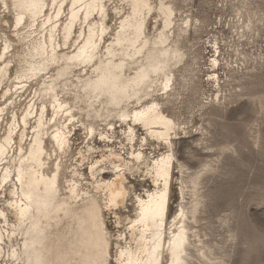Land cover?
Wrapping results in <instances>:
<instances>
[{"label":"rangeland","instance_id":"obj_1","mask_svg":"<svg viewBox=\"0 0 264 264\" xmlns=\"http://www.w3.org/2000/svg\"><path fill=\"white\" fill-rule=\"evenodd\" d=\"M150 1L152 9L147 14L145 33L151 41L162 30L163 23L157 10L160 0ZM161 1L174 10L173 21L165 33L168 45H175L182 57L171 62L172 80L168 86L163 87L161 80L155 79L141 102H158L175 124L170 134L174 158L168 227H174L171 221L182 208L190 226L189 264H264V0ZM105 5L108 28L101 51L113 38L120 18L129 11L127 0H106ZM49 8L50 3L44 12L49 13ZM66 8L67 3L65 13ZM63 14L58 23L63 21ZM91 20H98V15ZM81 25L78 22L74 26L70 44ZM29 29L25 25L15 28L12 14L0 2V34L12 42L4 57L5 61H11L9 78L0 86V108L3 109L0 137L11 126L14 146L23 129L24 146L31 138L34 118L29 116L24 126L21 121L24 111L30 105L39 107L43 101L36 94L40 78L22 81L14 78L21 48L19 35ZM57 41L61 42L58 38ZM83 70L75 69L74 73L88 71ZM20 84L25 86L21 89ZM85 114L81 110L76 114L81 121L74 119V127L71 123L68 125L72 130L67 149L46 142L50 154L48 170L56 162L60 163V181L65 186L73 176L71 170L77 167L81 174L74 177L79 180V188L95 191L99 176L90 173V163L102 154L109 156L114 150L130 161L134 171L127 176L136 194L152 191L155 186L148 170L156 158L168 152L167 144L146 135L139 125L134 126L136 136L130 141L127 126L114 114L109 117L114 129L108 132V138L105 134L98 135L110 127L99 120L93 121L96 131L90 133L86 125L92 117ZM51 116L49 110L47 118ZM58 120L67 124L64 118ZM138 149L144 158L135 161L130 154ZM3 162H0V172ZM129 185L126 183L130 189ZM11 187V179L0 184V208L10 223L13 218L7 200ZM99 200L103 202L101 195ZM134 205L135 196L130 189L127 207L106 213L111 240L108 264H125L119 251L131 243L128 219L134 217ZM193 206L195 213L191 218ZM9 227L0 216V229L5 231ZM17 242L18 237L13 236L0 243V263L11 262L8 253Z\"/></svg>","mask_w":264,"mask_h":264},{"label":"bare ground","instance_id":"obj_2","mask_svg":"<svg viewBox=\"0 0 264 264\" xmlns=\"http://www.w3.org/2000/svg\"><path fill=\"white\" fill-rule=\"evenodd\" d=\"M105 1L0 0L12 14L15 28L20 25L30 28L19 35L21 48L14 78L21 81L40 78L36 94L43 99L37 108L28 106L21 117L24 126L29 116L34 118L31 138L25 146L24 129L15 146L11 126L0 137V162L5 160L1 164L0 184L7 179L12 181L7 205L13 218L10 223L0 208V216L10 226L5 231L0 229V243L13 236L19 239L8 253L11 262L4 264H108L111 240L106 213L126 208L130 189L135 196L134 217L128 219L131 243L119 251L125 264L190 263V226L182 208L171 221L174 227H168L174 158L170 134L175 124L158 102H141L155 79H160L163 87L168 86L172 80L171 62L182 57L175 45H168L165 33L173 21L174 10L170 4L159 1L157 10L163 27L150 41L145 30L151 1L127 0L129 11L120 18L113 38L101 51L108 28ZM49 3L50 12L46 13L45 6ZM62 12L64 19L58 23ZM95 14L98 20L92 21ZM78 22L84 26L79 27L70 44ZM11 47V40L0 34V86L9 78L11 61H5L4 57ZM75 69L88 71L75 74ZM20 86L22 89L25 84ZM132 101L135 105L130 106ZM49 110L52 116L47 118ZM81 110L92 117L86 125L90 133L96 131L93 121L99 120L110 125L98 132L99 136L105 134L108 138V132L114 129L109 117L114 114L127 126L130 141L136 136L134 126L139 125L146 135L167 144L168 152L156 158L148 170L155 186L152 191L136 194L127 176L134 171L130 161L114 150L90 163V173L99 176L95 191L79 188V180L74 177L81 174L77 167L71 170L73 176L65 186L60 181V163L48 170L50 154L46 142L67 149L72 130L68 125L74 127V119L81 121L76 117ZM2 111L0 108V119ZM60 118L67 120V124L59 122ZM50 128L53 129L48 131ZM139 149L130 154L135 161L144 158ZM190 212L194 218L195 206Z\"/></svg>","mask_w":264,"mask_h":264}]
</instances>
